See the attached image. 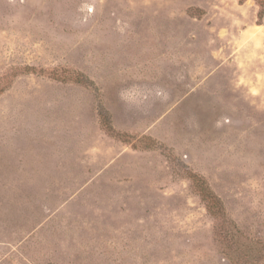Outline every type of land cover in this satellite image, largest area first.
I'll return each instance as SVG.
<instances>
[{
  "label": "rangeland",
  "instance_id": "1",
  "mask_svg": "<svg viewBox=\"0 0 264 264\" xmlns=\"http://www.w3.org/2000/svg\"><path fill=\"white\" fill-rule=\"evenodd\" d=\"M0 264H264V0H0Z\"/></svg>",
  "mask_w": 264,
  "mask_h": 264
},
{
  "label": "trees",
  "instance_id": "2",
  "mask_svg": "<svg viewBox=\"0 0 264 264\" xmlns=\"http://www.w3.org/2000/svg\"><path fill=\"white\" fill-rule=\"evenodd\" d=\"M109 129L111 130V128H109ZM196 177L197 176L193 175V178L195 179L194 180V182H195L194 185L196 187H201V188H199V193H200L201 199L203 201H205V203H206L207 210L214 216H217V215H221L222 216V214H220V209H214L215 207H217L219 205L218 198L211 192V190L208 189V187L207 188L203 187V185L200 184V183L203 184V181L201 182V180L197 179ZM196 182H197L198 185H196ZM228 234L234 235L233 229L226 230L225 235H228Z\"/></svg>",
  "mask_w": 264,
  "mask_h": 264
}]
</instances>
